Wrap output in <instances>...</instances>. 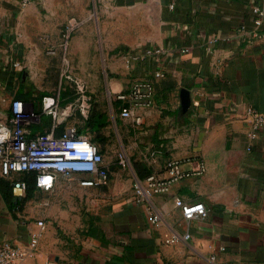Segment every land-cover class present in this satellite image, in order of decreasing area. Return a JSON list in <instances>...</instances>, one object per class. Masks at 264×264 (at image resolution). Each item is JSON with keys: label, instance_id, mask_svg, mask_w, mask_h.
<instances>
[{"label": "crops", "instance_id": "obj_1", "mask_svg": "<svg viewBox=\"0 0 264 264\" xmlns=\"http://www.w3.org/2000/svg\"><path fill=\"white\" fill-rule=\"evenodd\" d=\"M40 1L0 0L1 119H7L18 94L26 98L48 89L40 77L32 80L21 72L28 73L30 26ZM97 1L105 6L103 49L116 51L110 63L119 76L111 92L127 89L137 77L155 82L154 103L137 110L140 124L122 117L119 106L117 120L100 107L108 123L135 127L136 179L163 173L169 157L189 158L186 168L202 158L207 169L145 200L130 184L99 190L106 185L79 183L80 194L88 197L116 196L87 221L77 203L59 195L64 178L52 189L38 187L54 191L50 197L26 191L18 196L13 183L21 174L0 176V243L28 248L31 236L41 231L34 251L19 264H264V127L248 150L246 116L248 105L264 111V19L255 23L256 7L264 8V0ZM146 47L162 51L127 63V50ZM156 71L163 75L155 77ZM183 88L190 93L187 108ZM107 126L101 127L103 145ZM177 197L204 202L207 215L185 218ZM171 236L177 241L168 242Z\"/></svg>", "mask_w": 264, "mask_h": 264}, {"label": "built area", "instance_id": "obj_2", "mask_svg": "<svg viewBox=\"0 0 264 264\" xmlns=\"http://www.w3.org/2000/svg\"><path fill=\"white\" fill-rule=\"evenodd\" d=\"M28 2L29 0H23ZM258 16L255 23L260 26L264 19V8L256 7ZM76 17H70L66 22L63 32L64 39L68 42L71 33L77 26ZM65 42L66 46L67 43ZM162 47H146L138 50H127L125 58L127 63L148 55L160 53ZM16 62L15 65H18ZM162 71H156L155 77L162 76ZM62 76L71 80L75 89V100L69 102L65 109L60 108V91L57 96L48 95L44 98V105L53 110L59 117L54 121L50 132L32 134L30 121L33 116L28 108V103L22 98H14L9 107L7 119L0 118V176H10L13 173L35 172L38 187L52 189L62 178H77L84 186H105L110 183L111 169L105 161V155L100 145L93 141L85 132H80L75 124L64 125L68 116L79 110L85 117L90 111L91 94L88 93L86 82L70 71L68 65L62 71ZM155 82L150 76L133 79L127 89L115 93L114 98L120 102L122 117L131 118L135 123L143 122L142 115L137 112L139 108L149 107L154 103ZM68 112L66 118L61 114ZM246 116L250 119V128L247 131V149H252V143L264 127V111L248 105ZM60 129L59 132H56ZM190 160L182 157H169L165 163V171H152L144 178L137 180L136 196L145 200L156 193L167 192L177 181L194 175H201L207 169L204 159L196 158V166L186 168L184 163ZM120 162L127 164V158L121 157ZM28 182L24 178L14 180L13 187L16 195L26 191ZM175 204L180 207L185 218L205 216L208 209L202 201H186L182 197L175 199ZM159 216L154 214L152 220L158 221ZM38 224L44 227V221ZM41 231L34 233L29 241V247L14 244L9 240L0 243V264H19L31 254L37 243ZM186 233L185 237H189ZM177 236H171L168 242L177 241ZM223 248V246L221 247ZM215 255H212L214 258ZM227 264H234L230 261Z\"/></svg>", "mask_w": 264, "mask_h": 264}, {"label": "rangeland", "instance_id": "obj_3", "mask_svg": "<svg viewBox=\"0 0 264 264\" xmlns=\"http://www.w3.org/2000/svg\"><path fill=\"white\" fill-rule=\"evenodd\" d=\"M38 16H36L35 26H30V39L33 42L30 45V58H27V71L21 70L22 76H29L34 80L40 77L44 86L48 87L42 95L37 92L36 96L22 98L28 103V108L33 112L31 125H41L36 133L50 132L53 123L59 117V113L54 114L53 110L45 107L44 98L48 95L57 96L60 91H67L71 96V101L75 100L76 94L71 80L62 76L64 68L69 67L74 75H78L86 82L88 93L91 94L90 108L96 103L99 107L109 111L113 118L117 120L119 113L118 103L116 102L110 86L113 80L118 79V72L112 69L111 58L115 55V50L110 52L103 49V16L104 3L97 0H41L37 3ZM76 17L78 24L71 33L68 42L64 39L63 32L66 22L70 17ZM40 24L43 25L42 32H39ZM67 43V46L65 44ZM39 48V49H38ZM24 69V68H23ZM37 76V77H36ZM32 77V78H31ZM35 77V78H34ZM34 88V87H33ZM60 102V108L65 109L66 105ZM44 115L50 124L42 127ZM50 116V117H49ZM117 117V118H116ZM85 116L76 110V112L65 120L66 124H75L81 129L84 126ZM108 139L106 144H101L95 136L97 133H104L102 128L98 130L86 129L83 132L97 142L111 169V182L105 187H98L99 190H106L115 187H126L131 185L136 189L137 170L135 152V141L138 139L135 127L129 123H108ZM57 129L56 132H59ZM138 131V129H137ZM121 157L127 158V164L120 162ZM33 183V182H32ZM33 185V184H32ZM59 195L64 201H74L79 205L84 220H93L95 212L105 209L102 205L104 201L110 198L113 201L114 194L89 196L80 194L78 190L79 182L77 178H64L60 180ZM37 189V191H36ZM54 192V191H53ZM52 192V193H53ZM47 192L40 191L38 187L34 188L33 195H50ZM136 195V190H134ZM85 222V221H84Z\"/></svg>", "mask_w": 264, "mask_h": 264}, {"label": "trees", "instance_id": "obj_4", "mask_svg": "<svg viewBox=\"0 0 264 264\" xmlns=\"http://www.w3.org/2000/svg\"><path fill=\"white\" fill-rule=\"evenodd\" d=\"M41 94L46 95L47 93L45 91H43V92H41ZM20 97L21 96L19 94L16 96V98H20ZM70 98H71V96H70V94H68L67 91L61 92L60 99H61V102L63 104H66L67 102H69L71 100ZM116 101L118 102V106H119L120 102L118 100H116ZM44 121L45 122L42 124V127L50 124V119L48 120V117L46 118V115H44ZM107 124H108V113H107V111L102 110L96 103H94V104H92L88 115L85 117L83 128L81 129L80 127H78V130L80 132H83L86 129L87 130L88 129L98 130ZM30 126L34 129V131L37 128L41 127V125H36V126L30 125ZM95 139H97L99 142L104 143L106 141V136L101 134V133H97V135L95 136ZM20 174H21L20 178H24L28 182V186L26 189V196L32 194V192L34 191V188L38 187L36 184V180H35V172H26L25 171V172H22ZM18 202H19V200H17V203Z\"/></svg>", "mask_w": 264, "mask_h": 264}, {"label": "water", "instance_id": "obj_5", "mask_svg": "<svg viewBox=\"0 0 264 264\" xmlns=\"http://www.w3.org/2000/svg\"><path fill=\"white\" fill-rule=\"evenodd\" d=\"M181 100H182V106L184 108H187L190 104V93L189 90L186 88H183L181 91Z\"/></svg>", "mask_w": 264, "mask_h": 264}, {"label": "bare ground", "instance_id": "obj_6", "mask_svg": "<svg viewBox=\"0 0 264 264\" xmlns=\"http://www.w3.org/2000/svg\"><path fill=\"white\" fill-rule=\"evenodd\" d=\"M68 115H69L68 112H65V113H62V114H61V116H62L63 118H66Z\"/></svg>", "mask_w": 264, "mask_h": 264}]
</instances>
